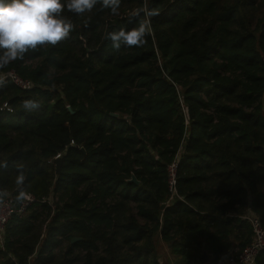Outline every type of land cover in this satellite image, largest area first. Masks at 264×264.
Returning a JSON list of instances; mask_svg holds the SVG:
<instances>
[{
    "label": "trees",
    "instance_id": "1",
    "mask_svg": "<svg viewBox=\"0 0 264 264\" xmlns=\"http://www.w3.org/2000/svg\"><path fill=\"white\" fill-rule=\"evenodd\" d=\"M61 15L65 39L0 66L32 83H0V200L35 198L6 224L0 264H164L159 241L169 264H205L204 251L245 248L240 215L264 227V0H96ZM141 25L142 44L113 49L109 32ZM178 152L183 200L169 204Z\"/></svg>",
    "mask_w": 264,
    "mask_h": 264
},
{
    "label": "clouds",
    "instance_id": "2",
    "mask_svg": "<svg viewBox=\"0 0 264 264\" xmlns=\"http://www.w3.org/2000/svg\"><path fill=\"white\" fill-rule=\"evenodd\" d=\"M115 3L116 0H104L105 6ZM95 4L96 0H0V66L22 58L38 45H55L65 39L72 29L71 22L61 15L65 7L83 13ZM144 36L145 27L141 25L127 31L109 32L107 39L113 49H120L121 45L139 46ZM37 106L33 101L26 102V107Z\"/></svg>",
    "mask_w": 264,
    "mask_h": 264
},
{
    "label": "built area",
    "instance_id": "3",
    "mask_svg": "<svg viewBox=\"0 0 264 264\" xmlns=\"http://www.w3.org/2000/svg\"><path fill=\"white\" fill-rule=\"evenodd\" d=\"M6 80L12 81L18 88L21 89H29L32 86V83L29 80L22 79L15 71L10 70L5 73L0 74V83ZM3 106H7V104H3ZM176 158L167 166L168 170V190L170 191V196L167 202L170 204L172 200L177 197L183 200L178 194V190L176 189V168H177V159ZM34 197L32 195H27L21 203L15 207L14 201L12 197H6L3 200H0V246L3 247L4 241V231L5 226L8 223L11 215L13 213H23L27 206L34 201ZM240 217L243 220H247L252 229V239L246 244L245 248L238 251V254L235 252H229L218 259L209 260L205 264H255L256 257L260 254V252L264 251V227L260 222L259 217L251 210L245 211V213L241 214Z\"/></svg>",
    "mask_w": 264,
    "mask_h": 264
},
{
    "label": "water",
    "instance_id": "4",
    "mask_svg": "<svg viewBox=\"0 0 264 264\" xmlns=\"http://www.w3.org/2000/svg\"><path fill=\"white\" fill-rule=\"evenodd\" d=\"M158 54L160 55V52H158ZM69 111L72 112L71 108L69 106H67ZM117 115V113H115ZM61 156L62 155H57V157L54 159L55 162V166H56V173L60 172V168H61ZM128 181L130 182H135L138 183V180L136 179L134 173L131 174L130 178L128 179ZM164 207V205H162V208ZM81 239V237H72L71 238V242H75L77 240ZM202 261L203 263H206L208 261V255L206 254V252L204 251L201 255Z\"/></svg>",
    "mask_w": 264,
    "mask_h": 264
},
{
    "label": "rangeland",
    "instance_id": "5",
    "mask_svg": "<svg viewBox=\"0 0 264 264\" xmlns=\"http://www.w3.org/2000/svg\"><path fill=\"white\" fill-rule=\"evenodd\" d=\"M27 195H32L34 197L33 194H27ZM159 249L161 250L160 252L162 254V256L160 257L161 262H163L164 264H166L167 262H168L167 264L171 263V260H170V262L168 261L169 260V252H170V249L166 248V246L163 245V243L161 241H159Z\"/></svg>",
    "mask_w": 264,
    "mask_h": 264
},
{
    "label": "crops",
    "instance_id": "6",
    "mask_svg": "<svg viewBox=\"0 0 264 264\" xmlns=\"http://www.w3.org/2000/svg\"><path fill=\"white\" fill-rule=\"evenodd\" d=\"M231 247L232 248L229 252H231V251L235 252V251L239 250L238 243L236 241H233V244ZM206 254L208 255V253H206ZM210 259H211V257L208 256V260H210Z\"/></svg>",
    "mask_w": 264,
    "mask_h": 264
}]
</instances>
